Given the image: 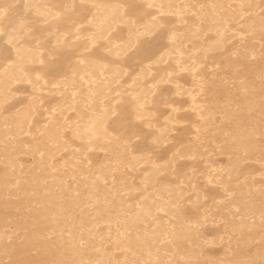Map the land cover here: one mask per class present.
Listing matches in <instances>:
<instances>
[{
	"label": "bare ground",
	"instance_id": "bare-ground-1",
	"mask_svg": "<svg viewBox=\"0 0 264 264\" xmlns=\"http://www.w3.org/2000/svg\"><path fill=\"white\" fill-rule=\"evenodd\" d=\"M259 1L0 0V264H264Z\"/></svg>",
	"mask_w": 264,
	"mask_h": 264
},
{
	"label": "rangeland",
	"instance_id": "rangeland-1",
	"mask_svg": "<svg viewBox=\"0 0 264 264\" xmlns=\"http://www.w3.org/2000/svg\"><path fill=\"white\" fill-rule=\"evenodd\" d=\"M264 5V0H260L259 2H253V4H252V7L251 8H254V7H257V6H261V5ZM260 30H262V29H254L253 31H252V33L251 34H257V33H259L260 32ZM244 60V59H243ZM247 63H250L249 65L247 64ZM254 64V61H252V60H247V62L246 63H244L243 65H246L245 67V70H250V68H248V67H250V66H252ZM248 66V67H247ZM257 72H258V69L256 70ZM230 76H232V74H230ZM264 77V74H263V76H262V78ZM256 97V96H255ZM255 104H258L259 102H260V106H262L263 105V100H260L259 102H258V99H256L255 101ZM258 107V106H257ZM232 115V114H231ZM224 137V136H223ZM245 147H246V145H244V146H242L241 147V151L242 152H244L245 153V155L247 156V154H246V152H245ZM248 150H251V148H247V151ZM243 156V155H242ZM181 247V246H180ZM179 247V248H180ZM236 247L238 248V249H240L241 247H242V244L240 243V241H239V243L237 242V245H236ZM260 248H261V250H260ZM255 249H258V251L259 252H257V253H254L253 255H255V256H260L261 255V251H262V247L261 246H259V248L257 247V248H255ZM259 253V254H258Z\"/></svg>",
	"mask_w": 264,
	"mask_h": 264
},
{
	"label": "snow or ice",
	"instance_id": "snow-or-ice-1",
	"mask_svg": "<svg viewBox=\"0 0 264 264\" xmlns=\"http://www.w3.org/2000/svg\"><path fill=\"white\" fill-rule=\"evenodd\" d=\"M70 7V6H68ZM5 13L3 11H0V19L4 17ZM28 29L25 28V25L21 23L20 25L17 26V28L14 30V32H19V31H24L26 33ZM0 35H3L2 31H0ZM11 42V41H10Z\"/></svg>",
	"mask_w": 264,
	"mask_h": 264
}]
</instances>
